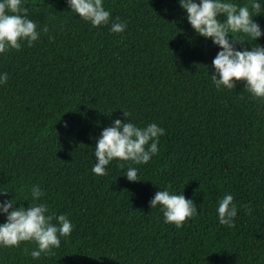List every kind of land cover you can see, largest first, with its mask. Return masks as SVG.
Returning <instances> with one entry per match:
<instances>
[{
	"label": "trees",
	"instance_id": "1",
	"mask_svg": "<svg viewBox=\"0 0 264 264\" xmlns=\"http://www.w3.org/2000/svg\"><path fill=\"white\" fill-rule=\"evenodd\" d=\"M257 2L253 20L264 33ZM22 6L40 35L0 54V74H8L0 84V203L27 209L38 185L36 203L65 215L73 230L39 259L30 255L35 242L0 245V264H264V98L243 81L216 88L212 61L222 49L192 29L180 0H103L111 17L100 27L67 0ZM117 18L127 25L120 34L111 31ZM233 35L244 41L237 51L264 47V35ZM116 119L155 123L165 134L147 164L113 160L97 176L95 146ZM129 167L138 182L126 178ZM163 190L192 200L198 214L179 229L165 223L161 206L150 207ZM228 194L237 206L231 228L217 211Z\"/></svg>",
	"mask_w": 264,
	"mask_h": 264
},
{
	"label": "clouds",
	"instance_id": "2",
	"mask_svg": "<svg viewBox=\"0 0 264 264\" xmlns=\"http://www.w3.org/2000/svg\"><path fill=\"white\" fill-rule=\"evenodd\" d=\"M72 12L79 15L93 27L109 24L111 13L103 7V0H67ZM180 6L187 13L188 23L201 37L211 39L219 51L212 61L215 69L211 75L212 82L217 89H234L237 82H246V88L254 99L264 98V47L254 45L252 49L237 51L236 42L243 43L233 34H244L253 41L264 33L254 22L253 13L261 12V4L251 0L249 6H237L225 0H180ZM28 9L22 6V0H0V54L9 50L19 51L21 42L27 41L29 47L39 39L37 25L28 19ZM221 14L227 17L226 23H221L217 17ZM255 15V16H257ZM112 22L111 31L117 34L126 30V22ZM45 33L48 28H43ZM229 34L233 39L229 40ZM219 77V78H217ZM8 74H0V84H6ZM125 117L130 114L124 112ZM165 130L155 123L140 128L131 122L122 123L116 119L113 126L103 130L95 146L94 156L97 160L92 172L97 176L107 175L106 167L113 160L147 164L159 152V137ZM119 167L123 168L121 163ZM126 178L130 182H138L136 168L129 167ZM7 194V192H3ZM33 203L27 209L14 208V202L0 203V210L7 215V221L0 224V245L4 247H18L21 242H35L38 250L32 251L33 259H39L41 254L50 255L53 248L58 249L60 237L71 235L73 226L65 215H48L46 204H39L44 195L38 185L31 190ZM231 194L225 195L219 202L218 217L221 225L235 227L234 219L237 216V206L233 203ZM161 206L165 223L174 224L176 228L183 225L198 214L197 206L192 200L186 199L183 194H170L168 190L156 192L150 201V207ZM251 211L248 205L244 206ZM11 209V211H10ZM53 220L56 223H53Z\"/></svg>",
	"mask_w": 264,
	"mask_h": 264
}]
</instances>
